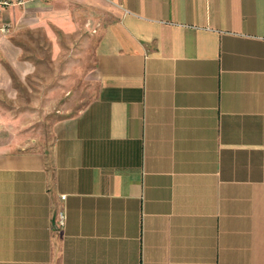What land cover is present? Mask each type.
Instances as JSON below:
<instances>
[{
	"label": "crops",
	"instance_id": "1",
	"mask_svg": "<svg viewBox=\"0 0 264 264\" xmlns=\"http://www.w3.org/2000/svg\"><path fill=\"white\" fill-rule=\"evenodd\" d=\"M0 19L1 90L35 42L88 29L96 56L48 152L0 108V264H264V0H27Z\"/></svg>",
	"mask_w": 264,
	"mask_h": 264
},
{
	"label": "rangeland",
	"instance_id": "2",
	"mask_svg": "<svg viewBox=\"0 0 264 264\" xmlns=\"http://www.w3.org/2000/svg\"><path fill=\"white\" fill-rule=\"evenodd\" d=\"M35 46L26 76L13 72L12 90L0 89V108L21 117L17 133L26 145L48 152L57 120L75 113L96 89L95 39L78 29L52 39L48 49L43 41Z\"/></svg>",
	"mask_w": 264,
	"mask_h": 264
},
{
	"label": "built area",
	"instance_id": "3",
	"mask_svg": "<svg viewBox=\"0 0 264 264\" xmlns=\"http://www.w3.org/2000/svg\"><path fill=\"white\" fill-rule=\"evenodd\" d=\"M26 2L27 0H0V9L4 5H8L10 3L25 4ZM9 30H10V24L0 19V31L8 32ZM64 220H65V212L63 209H60L56 219V226L62 225L64 223Z\"/></svg>",
	"mask_w": 264,
	"mask_h": 264
}]
</instances>
